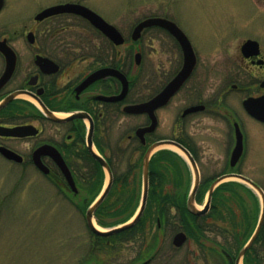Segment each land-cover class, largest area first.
Returning <instances> with one entry per match:
<instances>
[{"label": "flooded vegetation", "instance_id": "flooded-vegetation-1", "mask_svg": "<svg viewBox=\"0 0 264 264\" xmlns=\"http://www.w3.org/2000/svg\"><path fill=\"white\" fill-rule=\"evenodd\" d=\"M65 3L92 10L80 2L51 4L34 14L32 23L24 25L25 29L0 33V41L4 42L0 45V104L13 97L0 108V127L35 129L31 131L34 134L24 137L0 135V148L18 155L19 161L7 159L1 153L0 158L11 165L30 167L41 177L43 187L58 198V206L69 208L80 217L81 233L76 225L71 230V239L77 243L72 248L75 254L71 264H174V261L176 264H264V173L244 174L239 167L252 159L264 160L250 155L259 143L253 147L249 144L253 128L256 133L259 129V134L254 136L256 142L264 138V43L246 37L239 45L221 46L225 35H217L220 56L207 66L206 72L205 66H200V52L188 36L173 19L161 17L184 33L192 47L195 66L167 103L153 111L155 127L137 135V130L150 126L151 120L146 113L127 114L125 107L151 100L174 79L183 65L178 41L170 32L156 26L143 29L139 38L132 41L135 26L152 17L134 25L130 42H140L144 32L153 30V52L158 53L154 44L161 48L164 44L168 61L173 60L171 63L175 62L177 69L166 75L159 89L156 81L153 82L155 90L150 97L137 99V94L133 98V88L137 86V93L140 92V72L135 77L129 75L131 62L121 49L127 38L117 27L113 25L124 39L121 45H115L76 14L35 19L45 9ZM66 18L78 22L73 26L81 23L85 26L68 28L62 25ZM1 50L12 53L13 56L9 55L14 57L12 69ZM136 53L140 54L138 64L134 59ZM159 62L160 57L155 56L152 61L155 80ZM132 64L136 70L143 64L140 48L135 51ZM110 69L119 76L102 74ZM213 69L217 85L215 89H206ZM122 76L128 82L127 92L117 99L124 86ZM245 101H249L247 108ZM162 110H168L170 115V134L166 137L157 134L158 113ZM125 117L140 121L127 134L122 129ZM193 127L196 130L191 131ZM115 132L120 137L111 139ZM237 133L241 135L242 153L232 165ZM207 137L211 141L204 140ZM165 140L185 149L195 163L198 185L192 201L195 171L177 148L157 147L149 152L147 172H143L148 150ZM206 142L210 145L206 146ZM168 156L176 164L168 161L163 164L162 159ZM59 159L69 172L72 186ZM35 160L42 169L35 165ZM159 164L166 172L157 171ZM205 165L214 167L205 168ZM230 175H240L258 189L230 178L233 181L228 185L214 189L207 206L212 183ZM145 186V205L137 221L114 233L94 232L92 227L108 233L131 222L141 209ZM192 208L206 211L196 215ZM90 209L91 219L87 220ZM178 234L182 235L179 244L175 243Z\"/></svg>", "mask_w": 264, "mask_h": 264}, {"label": "rangeland", "instance_id": "rangeland-1", "mask_svg": "<svg viewBox=\"0 0 264 264\" xmlns=\"http://www.w3.org/2000/svg\"><path fill=\"white\" fill-rule=\"evenodd\" d=\"M60 2L84 4L117 27L127 38V42L121 49L125 51L127 60L131 62L127 69L129 75L135 77L140 72V92L137 93L136 86L131 93L133 98L134 95L139 94L137 99L150 97L155 90L154 87L152 88L153 82L156 81V88L159 89L166 80V75L177 69V64L171 63L173 60L168 61L169 56L165 54L164 44L162 48L161 45L154 44L158 55L153 52L155 50L151 42V37L155 34L153 30L144 32L140 42H130L132 28L144 18L173 19L200 52V66L202 68L204 65L206 72L208 71L207 66L211 62H216L220 56L219 45L221 43L217 35H225L222 37L225 41L223 39L221 46L239 45L246 37L258 38L264 43V0H4L0 11V33L25 29L24 25L32 23L34 14L39 10ZM76 23L78 24L72 18L62 21V25L65 24L68 28L80 29L85 26L82 23L79 24L81 26L72 25ZM137 48H140L143 53V64L136 70V66L132 64V57ZM155 56L160 57L156 69V80L152 74L154 70L152 61ZM214 72L215 69L210 74L211 81H207L206 89H215L217 85V74ZM134 91H136L135 94ZM169 117L168 110L158 113L157 134L159 137L169 136ZM139 122L133 117L123 118L122 129L125 134L129 133ZM193 130L196 129L193 127L191 131ZM253 130L255 131L254 128ZM254 131L250 132L253 137L249 144L252 147L257 143L259 145L256 146L257 149L250 152V155L252 157L261 156L264 159V138L256 142L254 136L257 135L259 129L257 133ZM118 137L120 134L115 132L110 138L117 139ZM204 140L211 141L209 137ZM208 145L210 142H206V146ZM162 161L163 164L165 161L172 164L176 162L170 156ZM162 167L164 166L159 164L157 171L166 172L161 170ZM239 167L244 174L253 173L258 176L264 173V160L260 162L252 159ZM40 179L41 177L30 167L11 165L0 158V264L72 263L71 259L75 254L72 248L75 249L77 243L71 239V230L76 225L78 232L81 233L80 217L68 210L69 208H60L58 198L53 197L48 188L43 187ZM231 181L233 180L226 182ZM58 239L61 245L59 241L57 244Z\"/></svg>", "mask_w": 264, "mask_h": 264}, {"label": "water", "instance_id": "water-1", "mask_svg": "<svg viewBox=\"0 0 264 264\" xmlns=\"http://www.w3.org/2000/svg\"><path fill=\"white\" fill-rule=\"evenodd\" d=\"M3 2H4L3 0H0V10L3 7ZM62 13H71V14H76V15L83 17L91 25H93V27H95L96 29L101 31L105 36H107L115 45H121L124 42L123 37L121 36V34L117 31V29L114 26L108 24L104 19H102L98 14H96L92 10H90V9H88L82 5H79V4L66 3V4H61V5H57V6L45 9L44 11H42L41 13L36 15L35 19L39 21L45 17L51 16V15H56V14H62ZM154 26L161 27V28L165 29L166 31L170 32L175 37V39L178 41V43L182 49V52H183V65H182V68L180 69V71L178 72V74L174 77V79L170 83H168L157 96H155L154 98H152L151 100H149L143 104L131 105V106L125 107V112L127 114L146 113V114H148V116L151 120L150 126H148L145 129L137 130V135H140V134L142 135L146 132H150L155 127L156 119L153 116V111L156 108H159V107H161L167 103L169 98L175 93V91L189 77V75L191 74V72L195 66V56H194L192 47H191L188 39L186 38L184 33L173 22H171L165 18L152 17V18H148V19L141 21L133 29L131 39L134 41L137 40L143 29L149 28V27H154ZM3 44H4V42L0 41V45H3ZM1 51H3V53L7 56V65L10 64L11 69H12V67L14 66V57H9V55H12V53L9 50H1ZM134 59H135V63L138 64L139 59H140V54L136 53ZM102 74L103 75H116V76L118 75V73L112 69L104 70V71H102ZM121 80L123 81L124 86H123V90H122L120 96L117 97V99H120L121 97H123L124 94L127 92V83L128 82L123 76H122ZM1 82H2V80L0 81V83ZM12 98L13 97L11 96L7 100H5V102L0 104V108L3 107V105H5ZM248 104H249V101L244 102V106L246 108H247ZM33 129L34 128L30 127V126H21V127H14V128H2V127H0V135L13 136V137H24L27 135L34 134L35 132H31ZM163 146H173V147L177 148L187 158L191 167L195 171V181H194V185L192 187L191 194H190V200L192 201L193 196L195 194V191L197 189V185H198V177H196V176H198V173H197V169H196V166H195L193 159L190 157L188 152L185 149H183L181 146H179L178 144L165 140V141H159L156 145L151 147L148 150L147 154L145 155L143 172L144 173L147 172L149 152L155 150V148H157V147H163ZM37 152H36V154H37ZM0 153L7 159L19 161V156L16 155L15 153H13L12 151L8 150V149L0 148ZM241 153H242V139H241L240 133H237L236 145H235V148L233 150L232 157H231V164L232 165H234V163L239 159ZM36 154H35V156H36ZM93 155L99 161V163L102 166L107 168L106 165L104 164L103 160L95 152H93ZM59 160H60L59 165L62 168L63 172L65 173L68 182L72 186V181H71V177L69 175V172H68L67 168L65 167L64 163L62 162V160L61 159H59ZM35 165L39 169H42V165H40L39 162L36 160H35ZM228 178H234V179L240 180V181L248 184L249 186H251L255 189H258L257 186H255V184H253L250 180H248V179H246L240 175L222 176V177L216 179L212 183V185L210 186L209 191H208V195H207V206L209 204V200H210L211 194L214 191V189ZM144 183L146 184V180H144ZM145 199H146V186H145V190H144L143 197H142V205H141L140 211L135 216V218L131 222L127 223L126 225H124L120 228L111 230L108 233L100 232L96 228H93V227H92V229L94 230V232H96L98 234L106 235L109 233H114L116 231H120L123 228H127V227L131 226L135 221H137L139 219V217L143 211L144 205H145ZM101 200H102V197L99 198V201H101ZM191 211H192V213H194L196 215H202L205 213L206 210L199 211V210H195L192 208ZM91 214H92V209H90L86 213L87 220L91 219ZM177 239L179 240L178 242H176ZM181 241H182V235L181 234L176 235L175 243L179 244Z\"/></svg>", "mask_w": 264, "mask_h": 264}, {"label": "bare ground", "instance_id": "bare-ground-1", "mask_svg": "<svg viewBox=\"0 0 264 264\" xmlns=\"http://www.w3.org/2000/svg\"><path fill=\"white\" fill-rule=\"evenodd\" d=\"M172 149H174V148H172ZM175 150V149H174ZM98 230H100L99 228H97Z\"/></svg>", "mask_w": 264, "mask_h": 264}, {"label": "trees", "instance_id": "trees-1", "mask_svg": "<svg viewBox=\"0 0 264 264\" xmlns=\"http://www.w3.org/2000/svg\"><path fill=\"white\" fill-rule=\"evenodd\" d=\"M226 185V184H225ZM225 185H223L222 187H224ZM228 185V184H227Z\"/></svg>", "mask_w": 264, "mask_h": 264}]
</instances>
